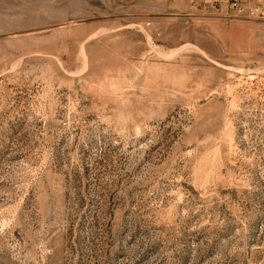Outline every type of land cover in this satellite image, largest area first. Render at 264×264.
Instances as JSON below:
<instances>
[{
  "label": "rangeland",
  "instance_id": "rangeland-1",
  "mask_svg": "<svg viewBox=\"0 0 264 264\" xmlns=\"http://www.w3.org/2000/svg\"><path fill=\"white\" fill-rule=\"evenodd\" d=\"M0 264H264V18L0 0Z\"/></svg>",
  "mask_w": 264,
  "mask_h": 264
},
{
  "label": "built area",
  "instance_id": "built-area-1",
  "mask_svg": "<svg viewBox=\"0 0 264 264\" xmlns=\"http://www.w3.org/2000/svg\"><path fill=\"white\" fill-rule=\"evenodd\" d=\"M202 8L224 21L264 18V0H202Z\"/></svg>",
  "mask_w": 264,
  "mask_h": 264
},
{
  "label": "crops",
  "instance_id": "crops-1",
  "mask_svg": "<svg viewBox=\"0 0 264 264\" xmlns=\"http://www.w3.org/2000/svg\"><path fill=\"white\" fill-rule=\"evenodd\" d=\"M248 2H249V0H247V5H248ZM240 25H242L241 23H239L238 25H235V26H240Z\"/></svg>",
  "mask_w": 264,
  "mask_h": 264
}]
</instances>
